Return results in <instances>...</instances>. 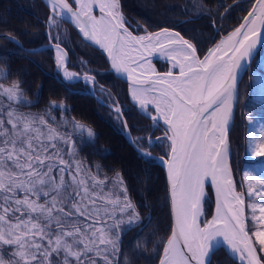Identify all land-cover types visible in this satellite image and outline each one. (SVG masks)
Segmentation results:
<instances>
[{
    "label": "snow or ice",
    "instance_id": "1",
    "mask_svg": "<svg viewBox=\"0 0 264 264\" xmlns=\"http://www.w3.org/2000/svg\"><path fill=\"white\" fill-rule=\"evenodd\" d=\"M46 4L49 39L58 40L51 30L70 21L85 42L107 53L111 68L128 83L133 105L153 128L162 122L163 135L155 140L166 142L159 159L167 169L174 222L159 264H211L221 244L239 264H264V177L244 169L237 191L228 140L241 73L264 44V0H254L242 22L203 54L167 28L134 35L120 0ZM192 8L198 15L210 12L197 0ZM6 39L19 44L10 34ZM54 47L58 73L65 81L78 80L79 74L67 70L60 43ZM157 56L170 63L167 72L156 71ZM10 75V67L0 68V80ZM83 79L95 95V77L85 73ZM100 92L101 106L115 113L139 154L146 162L154 159L152 137L132 140L120 102L102 85ZM33 103L19 81L0 82V264H120L121 237L141 222L122 174L109 176L79 157L78 147L93 143L95 133L67 118L62 102L50 100L40 113L21 111ZM246 154L264 157V125L258 137L250 134ZM206 184L215 189L216 211L202 221Z\"/></svg>",
    "mask_w": 264,
    "mask_h": 264
},
{
    "label": "trees",
    "instance_id": "2",
    "mask_svg": "<svg viewBox=\"0 0 264 264\" xmlns=\"http://www.w3.org/2000/svg\"><path fill=\"white\" fill-rule=\"evenodd\" d=\"M234 0H200L210 12L198 15L191 12L193 0H120L123 15L136 23V31H155L160 27H171L193 43L200 54L206 51L221 36L229 32L241 21L247 9H241L253 0H238L221 16L223 9ZM43 0H0V33L14 36L21 44L13 43L0 37V68L8 70L11 75L0 80L5 85L19 81L25 95L34 103L27 107L31 112L44 111L50 100L63 103L68 111L67 118H74L84 123L95 133L93 143L78 147V155L89 166L99 164L109 176L119 171L128 188V195L137 207L144 221L122 235L120 264H158L162 245L170 235L168 203L164 171L155 160H147L126 141L122 125L115 114L101 106L94 98L82 93V85L73 83L64 86L54 77L53 51L42 49L33 55L27 48L45 44L47 37V16L49 8ZM192 16L194 20H184ZM215 20V26L212 25ZM70 29V40L60 43L66 49L68 67L76 72L89 71L97 81L106 86L107 91L120 102L124 117L134 140L137 137L147 139V135L158 137V131H151L149 120L139 113L130 103L126 88L118 83L106 71L104 56L97 49L84 43L76 31ZM50 31V30H49ZM263 47L252 60L242 81H240L239 103L235 108L229 144L233 147L242 145V135L235 124L242 115H260L264 117V102L256 98V93L245 94L248 88L250 70L264 73ZM6 60L5 64L3 61ZM166 64V63H165ZM156 62L158 70H165L166 65ZM78 90V91H76ZM22 108V110H27ZM57 116V113L54 112ZM236 125V126H235ZM139 146V145H138ZM150 151L155 155H165V143L153 144ZM241 153V151L239 152ZM233 163L234 159H231ZM140 177V179H139ZM139 179V181L137 180ZM205 212L209 215L213 207V195L207 188ZM150 218V219H149ZM141 227V228H140ZM211 264H239L232 259L222 246L211 256Z\"/></svg>",
    "mask_w": 264,
    "mask_h": 264
},
{
    "label": "rangeland",
    "instance_id": "3",
    "mask_svg": "<svg viewBox=\"0 0 264 264\" xmlns=\"http://www.w3.org/2000/svg\"><path fill=\"white\" fill-rule=\"evenodd\" d=\"M197 2H200V0H197ZM193 4V2H192ZM251 6V4H250ZM249 5L245 4L242 6L243 8L241 9H249L250 7ZM191 12L193 13L194 9L191 7L190 8ZM195 12V11H194ZM61 30V31H60ZM52 35L56 36L59 35L63 41H68L70 40V29L68 28L67 25L61 23L60 27L58 29H52L51 30ZM62 33V35H61ZM263 52L262 54L258 57V60L261 59L263 57V53H264V47H263ZM166 61V60H165ZM170 65V64H169ZM264 79V73L263 72H259L255 69L250 70V74L248 76V88L246 89V91L244 92L245 94L248 95H252V92L256 93V98L260 99L261 101L264 102V86H261L260 81ZM251 81V83H250ZM5 86H9V85H5ZM240 92V89H239ZM21 111H27V110H22ZM42 112L41 110L39 112L33 111V113H40ZM242 112H239V117H243L237 120V122L235 124L237 125V128L239 129V131L241 132L242 135V145H238L240 146L242 149L238 150L239 147L233 148L230 144V152H231V159H234V163L232 160H230L231 164H232V168H233V176H234V180L237 183V191H241V188L239 187L241 179H242V175H243V170L244 169H248L250 170L253 174L260 176V177H264V157H256L255 155H248L246 154V146L249 140V136L251 133H256L257 137L259 136V130L261 128L262 125H264V117L260 116V115H242ZM235 115V112H234ZM57 120L60 119V115H57ZM251 120V123H250ZM236 126V125H235ZM232 129V128H231ZM241 151V153H239ZM140 179V177H139ZM139 179L137 178V180L139 181ZM141 180V179H140ZM246 191V186L245 189ZM207 197V194H206ZM246 200V205L249 202L247 196L245 197ZM205 203L203 206V215L201 217V220H209L212 213H213V207L211 210V213L208 215L205 212ZM248 213V209L246 206V214ZM141 222L136 224L135 226L140 225L145 219V216H141ZM168 217H169V213H168ZM169 222H170V217H169ZM168 222V223H169ZM170 225V223H169ZM141 228V227H140ZM264 255V254H262Z\"/></svg>",
    "mask_w": 264,
    "mask_h": 264
},
{
    "label": "water",
    "instance_id": "4",
    "mask_svg": "<svg viewBox=\"0 0 264 264\" xmlns=\"http://www.w3.org/2000/svg\"><path fill=\"white\" fill-rule=\"evenodd\" d=\"M250 10H251V8H250ZM95 14L97 15V16H99L100 15V13H99V11H98V9L97 10H95ZM247 14V13H246ZM245 14V15H246ZM241 22H242V20H241ZM72 24V23H71ZM73 25V24H72ZM74 26V25H73ZM76 29V28H75ZM76 31H77V34H78V36H79V38L83 41V42H85V40L82 38V35L78 32V30L76 29ZM172 31H174V30H172ZM174 32H176V31H174ZM9 34H6V33H0V37H7ZM17 40V39H16ZM85 43H87L88 45H90V46H92L93 48H95V49H97L99 52H101L102 54H103V58H105V62H106V68H107V71L112 75V77L113 78H115L121 85H123V87L125 86V88H127V91L129 92V85H128V83L126 82V80L123 78V77H118L117 76V74L114 72V70L111 68V62H110V60L108 59V57H107V53H105L102 49H100L98 46H94V45H92L91 43H88V42H85ZM54 45H55V43L54 42H51V41H49L48 43H46V44H43V45H41V46H39V47H36V48H27L26 50L28 51V50H30V49H36L37 51H40V50H42V49H52V48H55L54 47ZM262 45L263 44H261V45H259L258 46V48H257V50H256V52H255V56H256V54H257V52L259 51L258 49H260L261 47H262ZM19 46H21V44H20V42H19ZM61 47L64 49V47L61 45ZM64 51L66 52V66H67V62H68V53H67V51L64 49ZM254 56V57H255ZM252 62V61H251ZM55 73H58V71H57V68H55ZM159 73H164V72H159ZM244 74H245V72H242L241 73V80H242V78H243V76H244ZM56 79H58L59 81H61V79L58 77V75L56 74ZM240 80V81H241ZM62 83H63V81H61ZM240 83V82H239ZM84 93H86V94H88V95H90V96H92V98L94 97V100H96L97 102H99V100H100V96H98L97 94H95V95H92V94H90V91H83ZM100 103V102H99ZM105 107H107V106H105ZM107 108H109V110H111V108L110 107H107ZM112 111V110H111ZM233 120V119H232ZM231 124H232V121H231V123H230V128H231ZM129 129V128H128ZM126 130L127 132H129L130 133V131L129 130ZM229 132H230V129H229ZM123 133H124V136H125V138H126V141H128L135 149H136V151H137V145H134L133 143H131L130 142V140H129V138H128V136L125 134V132L123 131ZM228 135H229V133H228ZM131 136V135H130ZM228 138H229V136H228ZM132 139V138H131ZM229 140V139H228ZM151 156L156 160V162L157 163H159V164H161L162 166H163V169H164V174H165V179H166V172H167V169H166V167H165V165L161 162V160L159 159V157H161V156H156V155H153V154H151ZM166 181V191H167V203H168V211H169V217H170V228H171V226H172V224H173V222H174V218H173V214H172V210H171V203H170V198H169V186H168V183H167V179L165 180ZM211 190H212V193H213V195H214V198H215V194H214V192H213V189L211 188ZM213 198V199H214ZM161 254H162V252H161ZM160 254V255H161ZM234 258V257H233ZM234 259H236V258H234Z\"/></svg>",
    "mask_w": 264,
    "mask_h": 264
},
{
    "label": "bare ground",
    "instance_id": "5",
    "mask_svg": "<svg viewBox=\"0 0 264 264\" xmlns=\"http://www.w3.org/2000/svg\"><path fill=\"white\" fill-rule=\"evenodd\" d=\"M143 35V34H142ZM224 38V37H223ZM222 39V38H221ZM218 42H219V40H218ZM217 42V43H218ZM158 57V56H157ZM155 57H152V59H154ZM159 58H161V59H163V60H165L164 58H162V57H159ZM131 145V144H130ZM132 146V145H131ZM133 147V146H132ZM151 154H153V153H151ZM153 155H155V154H153ZM156 156H158V155H156ZM159 157V156H158ZM155 160V159H154ZM155 162H156V160H155ZM163 171H164V169H163ZM164 178H165V174H164ZM166 180V179H165ZM164 180V181H165ZM166 182V181H165ZM206 186H207V184H206ZM206 186H205V188H206ZM211 187V186H210ZM212 189H213V192H214V194H215V189L213 188V187H211ZM205 193H206V189H205ZM215 202H214V209H213V214H212V216L215 214V211H216V196H215ZM212 216L210 217V219L212 218ZM209 219V220H210ZM223 245V244H222ZM224 246V245H223ZM224 248L225 249H227L225 246H224ZM227 251L229 252V250L227 249ZM230 253V252H229ZM231 254V253H230ZM232 255V254H231ZM233 256V255H232ZM238 261V260H237Z\"/></svg>",
    "mask_w": 264,
    "mask_h": 264
}]
</instances>
